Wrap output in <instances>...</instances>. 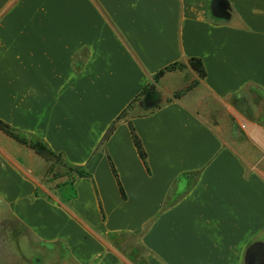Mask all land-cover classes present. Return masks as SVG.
<instances>
[{
  "label": "crops",
  "instance_id": "0c3cea01",
  "mask_svg": "<svg viewBox=\"0 0 264 264\" xmlns=\"http://www.w3.org/2000/svg\"><path fill=\"white\" fill-rule=\"evenodd\" d=\"M212 1L0 0V120L90 175L66 201L44 160L0 133L14 222L76 264H264V0H225L229 18ZM190 58L198 87L100 146L156 73ZM195 78L168 72L157 88Z\"/></svg>",
  "mask_w": 264,
  "mask_h": 264
},
{
  "label": "trees",
  "instance_id": "16d2710c",
  "mask_svg": "<svg viewBox=\"0 0 264 264\" xmlns=\"http://www.w3.org/2000/svg\"><path fill=\"white\" fill-rule=\"evenodd\" d=\"M220 4L225 6L226 9L222 10L220 8ZM211 10L214 13V17L216 18H220V17L229 18L230 16V7L228 6L225 0H213L211 4ZM213 21L216 22L217 20L215 21V19H213ZM186 68H189L192 72H194L196 78L193 81H191L190 84L187 85L185 88L173 93L170 99H165L163 101L160 100L159 94L157 92V84L160 81V79L164 76V74L168 72L181 71ZM205 76L206 73L204 67L201 61L196 58H190L187 61V67L182 64L175 63L162 69L161 71H159L154 75L152 82L146 85L142 89V91L132 100V102L129 103L128 106L112 122L107 132L103 136L100 146L104 145V143L107 141V139L112 134V132L114 131V129L116 128L117 124L120 121L126 120L128 117H142L152 114L156 110L160 109L163 105L170 103L173 100H179L188 92L198 87L200 82L205 78ZM128 125L131 133L132 142L136 148L138 156L141 159V161L144 163V165L147 167L146 154L142 148L141 142L138 136L136 135L130 122L128 123ZM0 133H2L10 140L16 142L17 144L24 146L25 148L30 150L35 156L44 160V162L47 165L46 175H45L46 181L54 182V181L62 180V184L59 185L57 189H59L60 187L69 188L67 192H65L64 189L61 188L59 189L63 193H65L64 200L66 201L74 198L76 195L74 189L72 188L74 180L77 178L90 177V175L83 168L68 164L60 153H55L50 148H48L47 145L42 141L38 139L28 138L26 135L18 132L17 130H15L14 128H12L11 126H9L8 124L4 123L1 120H0ZM108 161L112 175L114 176V178L116 179L119 185L121 195L122 197H125L124 192L120 187L116 170L111 160L108 159ZM36 195H37V191H36ZM46 197L49 198V196ZM21 226L23 227L22 224H19L20 228L18 231L17 229L13 230L11 228L8 230L9 234L12 237L11 241H13L15 244L18 242V239H20L19 236L24 235L23 233H21V231H23L22 230L23 228H21Z\"/></svg>",
  "mask_w": 264,
  "mask_h": 264
},
{
  "label": "rangeland",
  "instance_id": "374dc122",
  "mask_svg": "<svg viewBox=\"0 0 264 264\" xmlns=\"http://www.w3.org/2000/svg\"><path fill=\"white\" fill-rule=\"evenodd\" d=\"M181 81L183 82V78ZM157 92L162 101L170 99L173 95L171 93L168 96H164L159 92L158 88ZM45 182L50 185L52 190L62 184V180L47 182L45 179ZM10 228L18 231L20 227L19 224L14 222L10 213L4 208H0V264H76L71 260L63 245L48 244L40 240L34 232L24 226H21L23 228L21 233L24 235L19 236L20 239L15 244L11 241L12 237L8 231Z\"/></svg>",
  "mask_w": 264,
  "mask_h": 264
}]
</instances>
